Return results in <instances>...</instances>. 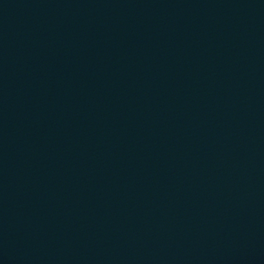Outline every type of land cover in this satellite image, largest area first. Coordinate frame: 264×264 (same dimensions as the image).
Wrapping results in <instances>:
<instances>
[{
    "label": "water",
    "instance_id": "95a60500",
    "mask_svg": "<svg viewBox=\"0 0 264 264\" xmlns=\"http://www.w3.org/2000/svg\"><path fill=\"white\" fill-rule=\"evenodd\" d=\"M0 264H264V127L1 198Z\"/></svg>",
    "mask_w": 264,
    "mask_h": 264
}]
</instances>
